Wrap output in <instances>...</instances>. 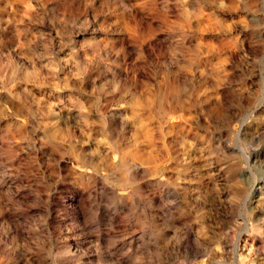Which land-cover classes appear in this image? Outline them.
Returning a JSON list of instances; mask_svg holds the SVG:
<instances>
[{
  "label": "rangeland",
  "instance_id": "obj_1",
  "mask_svg": "<svg viewBox=\"0 0 264 264\" xmlns=\"http://www.w3.org/2000/svg\"><path fill=\"white\" fill-rule=\"evenodd\" d=\"M0 264H264V0H0Z\"/></svg>",
  "mask_w": 264,
  "mask_h": 264
},
{
  "label": "bare ground",
  "instance_id": "obj_2",
  "mask_svg": "<svg viewBox=\"0 0 264 264\" xmlns=\"http://www.w3.org/2000/svg\"><path fill=\"white\" fill-rule=\"evenodd\" d=\"M9 16V15H8ZM5 29V28H4ZM48 100V99H47ZM114 105V104H113ZM128 107V106H127ZM133 110V109H132ZM129 111V110H128ZM134 111V110H133ZM135 112V111H134ZM133 113V112H132ZM124 115V114H123ZM129 115V114H128ZM135 113H134V117H135ZM179 116H180V114H179ZM27 118V117H26ZM144 120V119H143ZM146 120V119H145ZM141 121L142 120H140L139 118H134V122H135V124L137 125L136 127L137 128H139V129H141L142 128V123H141ZM187 124V123H186ZM180 126V125H179ZM180 128V127H179ZM182 128V127H181ZM138 129V130H139ZM179 132H181V131H179ZM141 134V133H140ZM142 134L144 135V136H142ZM141 134V136L142 137H147L148 138V136H150V135H148L145 131H144V133H142ZM149 134H150V132H149ZM52 135V134H51ZM177 135H178V131H177ZM181 135H183V134H181ZM84 136V135H83ZM152 136V135H151ZM141 137V138H142ZM185 137V136H184ZM8 138V137H7ZM51 140V139H50ZM191 141V140H190ZM148 150V149H147ZM158 154V153H157ZM125 160H123L122 161V163H121V168L124 170V171H128V172H130V170L131 169H133V167H135V165L137 164L136 163V161L133 159V158H124ZM110 167H111V164L109 165ZM139 166H141V165H139ZM143 166V165H142ZM141 168H143V167H141ZM141 170V169H140ZM124 174V173H123ZM126 177H127V175H126ZM124 179V178H123ZM127 179V178H126ZM150 184V183H149ZM261 188V187H260ZM209 189V188H208ZM258 191V190H257Z\"/></svg>",
  "mask_w": 264,
  "mask_h": 264
}]
</instances>
